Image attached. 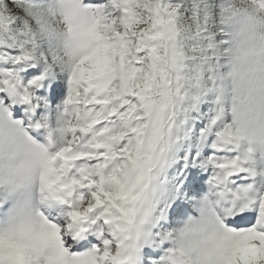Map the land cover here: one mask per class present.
<instances>
[{
    "label": "snow or ice",
    "instance_id": "1",
    "mask_svg": "<svg viewBox=\"0 0 264 264\" xmlns=\"http://www.w3.org/2000/svg\"><path fill=\"white\" fill-rule=\"evenodd\" d=\"M0 264H264V0H0Z\"/></svg>",
    "mask_w": 264,
    "mask_h": 264
}]
</instances>
